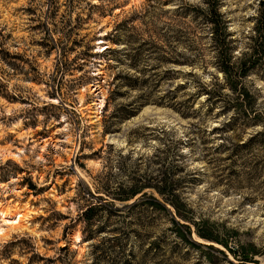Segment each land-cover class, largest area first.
<instances>
[{
    "label": "rangeland",
    "instance_id": "1",
    "mask_svg": "<svg viewBox=\"0 0 264 264\" xmlns=\"http://www.w3.org/2000/svg\"><path fill=\"white\" fill-rule=\"evenodd\" d=\"M207 1L0 0V264H264V0Z\"/></svg>",
    "mask_w": 264,
    "mask_h": 264
},
{
    "label": "trees",
    "instance_id": "2",
    "mask_svg": "<svg viewBox=\"0 0 264 264\" xmlns=\"http://www.w3.org/2000/svg\"><path fill=\"white\" fill-rule=\"evenodd\" d=\"M208 3V17H207V21L210 23V24H213V28H214V31L216 36H218L220 33V31L223 33V29H224V25H223V22L222 20L220 19V14L219 12L217 11V0H208L207 1ZM214 35V34H213ZM221 35V34H220ZM217 37H215L214 39H216ZM165 202L167 203H171L173 205V207L175 208V213L176 215L184 220V221H187L189 223H195V221L190 218L189 216H187V210H185L184 208H181V205L179 203V201L174 197L173 199H164ZM177 202V203H176ZM153 204H155L156 206L162 208V209H165V205L157 200V199H153ZM184 207V203L182 204ZM182 206V207H183ZM192 221V222H191ZM172 222L176 225H178L179 227H185L188 229V235L191 234L190 232V228L187 224H184V223H179L178 221H176L173 217H172ZM196 234L200 237V238H203L205 240H208V241H211V242H214V243H217V244H220L224 247H226L233 255H235V252L232 251V248L228 247V243L222 239H219V237H217L216 235H213L212 233L210 232H207L205 230H202V229H197L196 230ZM189 243L191 244H195L194 241H192L190 238L186 237L184 235V237ZM209 248H214V250L218 251L219 253H222V251L216 247H212L211 245H207ZM244 258H247L245 255H243Z\"/></svg>",
    "mask_w": 264,
    "mask_h": 264
},
{
    "label": "bare ground",
    "instance_id": "3",
    "mask_svg": "<svg viewBox=\"0 0 264 264\" xmlns=\"http://www.w3.org/2000/svg\"><path fill=\"white\" fill-rule=\"evenodd\" d=\"M102 101H100L101 103ZM100 103H98V105H100ZM0 209H1V203H0ZM15 214H13V218L11 219H7V214L6 211L4 212V210H0V214L2 216V224L10 229H16L17 227L20 226L22 220L24 219L25 215H23L20 210L14 212ZM3 229H0V234L2 233ZM76 241H80L79 238H76Z\"/></svg>",
    "mask_w": 264,
    "mask_h": 264
},
{
    "label": "water",
    "instance_id": "4",
    "mask_svg": "<svg viewBox=\"0 0 264 264\" xmlns=\"http://www.w3.org/2000/svg\"><path fill=\"white\" fill-rule=\"evenodd\" d=\"M204 244H213V243H205V242H203ZM215 246H217V245H215Z\"/></svg>",
    "mask_w": 264,
    "mask_h": 264
}]
</instances>
